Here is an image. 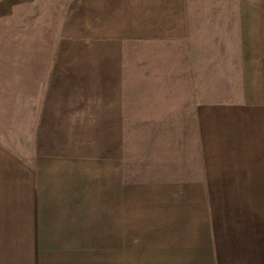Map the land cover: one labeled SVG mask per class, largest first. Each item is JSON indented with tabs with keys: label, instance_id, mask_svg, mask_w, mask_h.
Masks as SVG:
<instances>
[{
	"label": "crops",
	"instance_id": "obj_1",
	"mask_svg": "<svg viewBox=\"0 0 264 264\" xmlns=\"http://www.w3.org/2000/svg\"><path fill=\"white\" fill-rule=\"evenodd\" d=\"M65 19L25 157L0 142V264H264V0H71ZM141 80L170 107L127 95ZM132 119L172 121L142 161Z\"/></svg>",
	"mask_w": 264,
	"mask_h": 264
},
{
	"label": "rangeland",
	"instance_id": "obj_2",
	"mask_svg": "<svg viewBox=\"0 0 264 264\" xmlns=\"http://www.w3.org/2000/svg\"><path fill=\"white\" fill-rule=\"evenodd\" d=\"M70 1L30 0L18 4L13 2L11 6L8 4V7L0 8V142L9 149L19 151L24 157L27 152L25 146L31 143L34 123L43 102L57 41L64 32L73 31V26L65 19ZM130 49V56L133 57L131 67L134 69L135 83L138 84V49L137 46ZM140 83H145V88L134 86L126 94L142 101H153L156 113L170 107L173 93L170 92L169 83L167 88L159 87V84L153 88L147 87V80ZM168 98L169 105L166 102ZM171 122L166 119L130 120L133 144L147 146L140 154L141 161L149 152L148 148L159 140L161 132H168ZM146 129L148 135L139 134ZM184 136L170 139L167 135L162 139H167V144H170L173 139L184 142ZM137 152L131 153H136L134 159H138Z\"/></svg>",
	"mask_w": 264,
	"mask_h": 264
}]
</instances>
